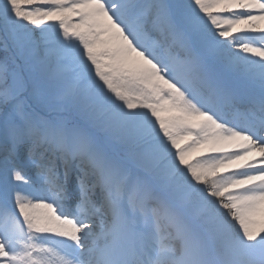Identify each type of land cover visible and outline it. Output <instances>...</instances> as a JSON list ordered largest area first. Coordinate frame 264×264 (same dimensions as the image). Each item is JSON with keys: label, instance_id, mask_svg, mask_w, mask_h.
Listing matches in <instances>:
<instances>
[{"label": "snow or ice", "instance_id": "snow-or-ice-1", "mask_svg": "<svg viewBox=\"0 0 264 264\" xmlns=\"http://www.w3.org/2000/svg\"><path fill=\"white\" fill-rule=\"evenodd\" d=\"M0 264H264V0H0Z\"/></svg>", "mask_w": 264, "mask_h": 264}, {"label": "rangeland", "instance_id": "rangeland-1", "mask_svg": "<svg viewBox=\"0 0 264 264\" xmlns=\"http://www.w3.org/2000/svg\"><path fill=\"white\" fill-rule=\"evenodd\" d=\"M0 35H2V34H0ZM1 60V59H0Z\"/></svg>", "mask_w": 264, "mask_h": 264}]
</instances>
